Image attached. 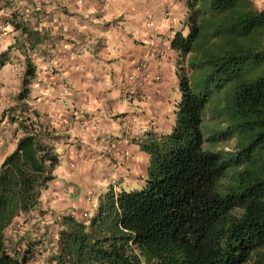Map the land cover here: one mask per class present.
I'll return each instance as SVG.
<instances>
[{"label":"trees","instance_id":"trees-1","mask_svg":"<svg viewBox=\"0 0 264 264\" xmlns=\"http://www.w3.org/2000/svg\"><path fill=\"white\" fill-rule=\"evenodd\" d=\"M183 3L188 33L171 40L180 102L172 131L140 142L149 155L144 186L109 189L88 220L62 217L45 264H264V3ZM33 75L28 65L11 117L16 146L0 165V264L35 260L38 245L15 247L9 232L43 214L59 164L62 136L24 102ZM209 106L220 125L210 133Z\"/></svg>","mask_w":264,"mask_h":264},{"label":"crops","instance_id":"crops-1","mask_svg":"<svg viewBox=\"0 0 264 264\" xmlns=\"http://www.w3.org/2000/svg\"><path fill=\"white\" fill-rule=\"evenodd\" d=\"M5 11L15 21L0 41V165L16 146L11 117L29 65L24 102L62 136L43 214H32L56 234L62 217L94 215L109 189L144 186L149 155L140 142L147 133L169 134L180 102L179 54L160 58L151 48L156 36L187 35L186 9L183 0H0V21ZM139 64L135 86L146 100L127 102V78Z\"/></svg>","mask_w":264,"mask_h":264},{"label":"rangeland","instance_id":"rangeland-1","mask_svg":"<svg viewBox=\"0 0 264 264\" xmlns=\"http://www.w3.org/2000/svg\"><path fill=\"white\" fill-rule=\"evenodd\" d=\"M252 1L258 9L261 8L264 3V0ZM214 113L215 109L213 106H209L205 112L204 125L209 133L212 128L220 127L218 123L219 119L214 117ZM232 144L233 141L229 143H227V141H220L219 144L218 142L216 143V147L227 151L231 149ZM34 219L33 215H30V217L19 218L16 220L13 228L9 232V238L12 245L19 248H24V244L27 241L36 243L38 245V252L36 251L35 260L31 264H45L52 254L50 244L54 242V236L56 235L52 230H46L41 225L34 223Z\"/></svg>","mask_w":264,"mask_h":264},{"label":"built area","instance_id":"built-area-1","mask_svg":"<svg viewBox=\"0 0 264 264\" xmlns=\"http://www.w3.org/2000/svg\"><path fill=\"white\" fill-rule=\"evenodd\" d=\"M170 15L169 11H166L164 13V17L168 18ZM15 21L14 13L11 11H5L3 12V21H0V41L4 37L6 33V29L9 25H11ZM155 45L152 46L151 52L153 54H156L160 58H163L168 52L172 50L171 47V40L168 38H162L161 36H156L154 38ZM144 72V66L142 64H139L135 67V74L129 76L127 80L130 82L126 88L124 89L123 97L124 100L127 102H131L133 100L143 102L146 100V96L144 94H141L138 92L136 88V83L138 81V77L136 74ZM2 135L7 136V132L5 130H2ZM11 137V135H9ZM90 199L88 198V201ZM83 218L85 220H88L91 218V214L88 212H85L83 214Z\"/></svg>","mask_w":264,"mask_h":264}]
</instances>
